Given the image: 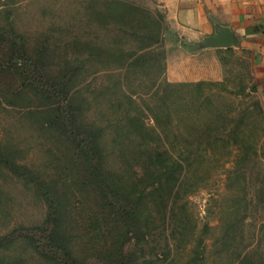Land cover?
Segmentation results:
<instances>
[{"label": "rangeland", "instance_id": "374dc122", "mask_svg": "<svg viewBox=\"0 0 264 264\" xmlns=\"http://www.w3.org/2000/svg\"><path fill=\"white\" fill-rule=\"evenodd\" d=\"M0 32V147L54 184L62 234L80 262L108 264L103 251L126 233V253L144 264H264V228L259 229L264 211H244L238 205L231 220L234 229L242 231L223 230L226 209L236 199L223 197L231 190L222 167L204 178L201 171L190 177L184 170L168 186L146 190L138 224L122 226L87 183L88 164L70 137L71 132L97 125L107 146L102 157L106 168L115 177L138 182L149 170L146 157L155 138L149 128L150 110L156 105L153 93L159 81L217 83L205 94L224 111L242 110L259 96L236 98L221 90L246 87L247 93L254 83L246 51L224 49L218 54L221 79L192 80L202 76L191 74L194 66H183L182 60L200 49L209 35L191 42L170 28L165 0H0ZM27 58L35 61L29 74L23 69ZM62 76L71 78L66 89L75 99L73 117L64 113L70 109L61 98L50 100L43 93L46 84ZM174 98L181 111L162 118L156 133L171 146L179 144L180 150L196 155L208 137L198 122L188 119L194 108L188 90ZM127 102L132 115L138 107L145 110L142 132L126 126ZM144 140L148 149L138 146ZM182 151H174L179 161ZM250 156L248 163H228L226 168L236 169L238 196L247 193L256 207L262 202L264 159L262 150ZM46 213L35 187L0 166V235L40 226ZM2 255L5 264H48L26 243Z\"/></svg>", "mask_w": 264, "mask_h": 264}, {"label": "trees", "instance_id": "16d2710c", "mask_svg": "<svg viewBox=\"0 0 264 264\" xmlns=\"http://www.w3.org/2000/svg\"><path fill=\"white\" fill-rule=\"evenodd\" d=\"M14 35L18 37L16 32H14ZM2 37L0 32V38ZM225 50L233 51V48L229 47L225 48ZM13 53H17L16 48ZM139 57L141 58V56ZM34 64L35 61L33 59L27 58L23 68L24 73L29 74L31 71L30 66ZM65 76H62L56 82L46 84L43 93L50 100L61 98L60 103H64L70 109L69 111H64V113L70 112L73 117L75 106L73 107L72 101L74 96L70 95L66 89L71 78H66ZM216 85L217 83H206L203 81L177 83L168 82L165 79L159 81L158 89L153 93L157 97L156 105L150 110L153 125L149 128L155 135V138H152L154 139L153 147L148 149L147 140L138 143L140 148L145 149L147 147L148 149L146 157L148 161L146 162H148L149 170L144 175L145 177L138 182L134 180L125 181L115 177L106 168L102 157L106 156L104 150L107 149V146L104 147L105 142L102 139V130L97 125L92 124L83 131L71 132L70 137L73 140L74 148L77 149L80 156L88 164L87 183L91 185L96 195L112 209L118 224L122 226L138 224L141 215L140 204L146 190L168 186L171 182L176 181V175H180L184 170L185 174L187 176L189 174L190 177L201 171L204 178L217 167L224 169V180L228 182V187L230 188L228 190H231L228 196L223 194V197H225V200L227 198L230 200L232 198L236 199L234 200L236 204L229 205L228 209H226V213L229 216H225L227 219L223 222L224 225L222 227L227 234L242 231V229H234V221L231 220V216L238 213V210H235L234 207L242 205L244 211H249L251 208L256 211H264V179L260 181L262 184V202L260 206L252 207V202L247 200V193L244 196H238L237 191L239 189L236 187L240 184V180L235 172L236 169H233V167L230 169L226 168L228 163H231V165H238L239 162L248 163L251 158L250 155L257 157L259 150H262L264 159L263 105L259 99L254 97V100L242 110L236 107L232 110L227 109L224 111L222 107L216 105L214 100L205 94L206 88L210 89L211 86ZM245 88L243 87L237 92L224 88H221V91L234 95L236 98L249 97L250 93L254 96L257 94L255 81L247 93H245ZM181 90H188L189 97L194 102V108L188 111L190 115H188V119L198 122L197 125L202 126L200 131L206 133L208 137L205 145L199 149L196 155H192L191 150H189V153L180 150L179 144L175 146L172 143L171 146L170 142L162 141L160 135L156 133L158 126L162 123V118L167 120L173 113L181 111L182 107L174 98V95L181 92ZM129 100L132 101V98H129ZM169 101L170 103H168ZM125 105H127L124 108L125 117L127 118L126 126L142 132L145 129L143 126L145 110L138 107L136 114L132 115L128 102ZM236 109L238 113H236ZM140 113L142 115H139ZM174 151L176 153L184 152L181 161L176 158ZM11 158L0 147V166L9 170L14 176L25 179L32 184L46 203L47 213L40 226H34L31 229L25 227L12 229L0 235V264L7 263L5 255L1 257V253L11 250L20 243H26L33 254L42 258L48 264H83L68 247L69 238L65 237L64 233L62 234V215L56 200L57 192L54 184L46 180L39 171L23 163H18ZM187 176H183V178ZM138 184L141 185L140 188H138ZM241 201H244V204H241ZM224 212V208H221L220 215H223ZM219 224H222V221L219 220ZM206 228L210 229V226L207 225ZM261 228H264V224L259 226V229ZM253 229H255V226ZM125 234H123L124 237L122 236L113 242L111 249L106 252L103 251L102 257L105 256V261L108 264H144L139 262L140 257L137 256L136 258L126 253L125 248L130 242V238H127Z\"/></svg>", "mask_w": 264, "mask_h": 264}, {"label": "crops", "instance_id": "0c3cea01", "mask_svg": "<svg viewBox=\"0 0 264 264\" xmlns=\"http://www.w3.org/2000/svg\"><path fill=\"white\" fill-rule=\"evenodd\" d=\"M170 28L197 42L210 35L214 26H227L235 36L236 52L246 51L257 95L264 104V0H165ZM225 48H200L182 60L188 63L192 78L219 80L223 66L218 54ZM205 76V77H204Z\"/></svg>", "mask_w": 264, "mask_h": 264}, {"label": "water", "instance_id": "95a60500", "mask_svg": "<svg viewBox=\"0 0 264 264\" xmlns=\"http://www.w3.org/2000/svg\"><path fill=\"white\" fill-rule=\"evenodd\" d=\"M237 45L232 31L223 25L214 26V34L205 37L201 43V48H229Z\"/></svg>", "mask_w": 264, "mask_h": 264}]
</instances>
